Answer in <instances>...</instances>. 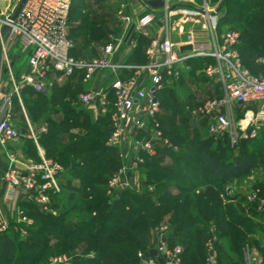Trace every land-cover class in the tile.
<instances>
[{"label":"built area","instance_id":"2783aa9c","mask_svg":"<svg viewBox=\"0 0 264 264\" xmlns=\"http://www.w3.org/2000/svg\"><path fill=\"white\" fill-rule=\"evenodd\" d=\"M138 1L144 14L122 17L125 28L132 27L125 44L111 41L100 57L90 60H77L72 56L70 12L73 0H26L14 20L11 17L15 11L5 18L0 15V43L5 46V41L17 42L29 53L24 73L16 77L10 70V94L3 93L0 78L1 148L6 149L8 144L20 139L14 123V103L17 100L22 103L23 88L45 93L58 77H76L84 87L79 103L97 121L109 117L112 132L107 146L119 151L123 163L109 181L108 195L118 198L125 191L143 194L136 181L138 168L146 158L157 157L162 149L180 153V147L165 136L158 119L162 112L160 95L180 79L185 64L194 60L208 61L205 72L220 84L222 91L220 98L205 102L199 110V115L209 120L210 137L227 142L231 148L260 138L264 132V72L254 75L243 65L238 32L217 34L220 18L217 7L209 0H203L201 7L194 0H161L164 7L153 9L147 1L156 0ZM177 16L178 24L191 20L202 27L193 31L188 41L175 43L170 21ZM6 26L9 32L2 35ZM199 35L207 38L200 39ZM139 37L148 41L146 62H125V54L137 50ZM188 46L192 50L182 53L181 49ZM256 63L264 68V56ZM37 148L39 161L22 162L11 156L10 165L0 178L5 186L3 202L15 211L23 237L27 236V228L33 225V220L26 215L21 202L28 201L42 213L56 216L54 197L62 192L61 180L65 173L60 163L46 158L38 144ZM148 192H154V187H149ZM247 200L264 214V197L260 190H253ZM157 230V257H149L147 252L139 253L141 264H183L184 249L180 245H170L169 227L164 225ZM9 234L7 219L0 216V236ZM218 244L216 237L206 241L205 264H221ZM69 262L65 255L53 257L47 264ZM247 264H252V260L248 259Z\"/></svg>","mask_w":264,"mask_h":264},{"label":"trees","instance_id":"16d2710c","mask_svg":"<svg viewBox=\"0 0 264 264\" xmlns=\"http://www.w3.org/2000/svg\"><path fill=\"white\" fill-rule=\"evenodd\" d=\"M250 6L240 0H227L226 23L234 25L233 30L241 36L239 52L243 64L252 74L259 75L264 72V68L256 63L264 56V1L260 4L251 2ZM101 25L97 19L81 17L75 29L79 32L75 37L79 45L85 49L90 43L105 39ZM137 40L138 48L129 55L127 63L146 62L148 41L142 37ZM77 79H69L64 87L53 85V91L47 94L27 88L38 96L35 101L24 98L28 110L50 105L55 114L62 115V119L56 120L59 124H51L49 134L43 136L42 148L65 168V173L61 180L62 192L54 197L57 215L44 214L35 204L23 202L21 207L33 220V225L27 228L26 237L21 235L20 226L16 236H0V264L47 263L54 257L52 250L63 244L62 255L75 254L77 249L83 248L81 255H72L71 264H141L138 255L148 251L150 230L166 223L171 233L170 245H181L184 249L183 264L205 263L206 241L201 238L205 230L201 227L205 228L210 222L217 225L221 237L230 238L232 249L239 252L238 243L232 236L240 235L239 213L236 208L227 209L231 211V223L220 221L223 217L220 192L231 180L250 176L258 157L264 158V132L259 139L244 142L239 148H231L225 142L224 147L216 145L218 149L213 151L209 146L213 143L198 141L195 129V140H190L186 153L171 138L172 133L167 132L172 126L173 133H181L189 124L184 119L177 123L175 115H169L168 119L162 114L166 89L160 95L162 112L158 119L165 136L180 147V153L162 149L157 157L146 158L141 168L147 170L140 175L144 182L143 194L125 191L118 198L110 197L109 181L121 166L119 151L107 146L112 132L109 117L95 121L84 116L73 104L77 91L84 88L80 79L76 83ZM29 101L33 102L32 106ZM85 128L83 135H71L72 131ZM65 136L69 137L67 145L62 143ZM235 149L239 150V155L231 161L227 158V150L233 152ZM167 159L169 163H166ZM196 165L200 169H196ZM107 169L111 176L103 179L100 174ZM200 170L213 175L208 178L200 174ZM149 187H154V192H148ZM177 238H182V243ZM22 239L24 251L34 252V255L25 253L22 257L19 254L17 242ZM224 264L235 262L228 259Z\"/></svg>","mask_w":264,"mask_h":264},{"label":"rangeland","instance_id":"374dc122","mask_svg":"<svg viewBox=\"0 0 264 264\" xmlns=\"http://www.w3.org/2000/svg\"><path fill=\"white\" fill-rule=\"evenodd\" d=\"M20 1L21 0H0V15H3L2 12L4 8L5 10L7 9L9 14L14 12ZM198 1L197 6L201 7L203 4L202 0ZM240 1L245 3L248 7H251V2H257L260 4L264 0ZM144 12L145 10L142 9L138 0H73L70 12V36L74 44V58L77 60H90L98 58L102 55L104 47L111 41H122L125 44V42L129 39V36H131L132 27L127 30L122 22V17H140L144 14ZM226 13L227 12L224 6V8L220 11L217 30V34L219 36L226 32L234 31V25L230 26L226 23V21H228ZM3 17L5 18V15H3ZM81 17H91L92 19H97V21L102 24L101 26L102 31L105 33V39H102L99 42H92L85 49L83 46L79 45L77 41L78 39H75V37L79 35V32L75 29L77 25H79V19H81ZM178 21L179 16L172 18L170 21L172 41L175 43L188 41L193 35V31L201 29L199 24H196L191 20L183 25L178 24ZM204 36L206 37V35ZM129 55L131 54H125L126 57H129ZM28 60L29 53L25 51L17 42L7 43L5 41V46L0 43V78H2L5 84L4 90H2L4 94H10L12 90L10 70L16 77L20 76L27 70ZM206 62L208 63V61L197 60L192 64L190 62L185 64L181 71L180 79L171 84L168 90L163 93L165 110H163L162 114L168 119L170 118L169 115H175L176 120H178L177 123H181L184 119V121H187L189 124L188 127L181 130V133H173L171 129L172 126H169L167 130L169 134L172 133L171 138L176 143L180 144L183 151H186V153L189 151L188 148L190 140H195L193 137L195 129L199 135L198 141L202 140L213 143L212 145H209L213 151L218 149L216 145L224 147L223 143L225 144V142L221 141V143L210 137L208 132L209 120L202 115H199V110L205 102L222 96L220 84L216 80L207 76L205 72ZM250 70L252 72H257L255 69ZM69 81V79H60L58 77L53 80L52 83H54V85L57 84L58 87H64L69 83ZM78 81L79 78L76 83H78ZM47 90V93L52 92L53 86H48ZM83 93L84 88L77 91V96L73 104L77 106L82 113H84V116H87L90 119L92 117L95 120L93 114L79 103V96ZM35 96L38 97L36 94H33L32 91L27 88H23L21 90L22 103L18 100L14 103V123L19 129L20 139L17 142L8 144L6 149L0 147V173L2 174L10 165L11 156H15L22 162L39 161L40 154L37 153V144L41 147L46 158L54 160V158L50 157L51 155L46 154L42 148V142L44 141H42V139L43 136L49 134L50 125L55 124L56 120L59 121L62 119V115L58 116L55 114L50 105H46L47 107L41 106L39 109L33 108L28 110L26 108L24 98L29 100L33 99L35 101L37 99ZM29 102V106H32L33 102ZM166 106L170 108L167 110ZM56 123L57 124L55 125L59 124V122ZM85 132L86 128L77 129L72 131L71 135H83ZM188 134L190 135V138L186 139ZM68 142L69 137L65 136L62 142L63 145H67ZM17 151H22V154H18ZM227 152V158L230 157L231 161L239 155V150L236 149L233 152L230 150H227ZM189 154H191V152H189ZM193 155V157H195V154ZM166 161H168L166 163L170 162L168 159ZM122 166L123 163L121 162L120 168ZM141 166L138 168L139 176L136 184L140 188L139 190L143 193L144 188L142 186L144 185V182H142V176L140 175H142L141 172L146 171L147 169L141 168ZM195 167L196 169H200L198 165ZM200 174H205L208 178L213 175H210L209 172H203L202 170H200ZM100 176L103 179H107L111 176V172H109V169L104 170ZM169 185L175 184L169 183ZM181 186H183V184H181ZM253 190H260V193L262 191L264 195V158L261 157H258L255 162V166L250 176L231 180L226 185L224 190L220 192V200L223 206V217L220 221L222 223L230 224L232 219H230L231 214L229 212L231 211L227 209L236 208L238 210V223L242 224L240 235L232 236L235 237L240 251L237 252L232 249L233 247L229 242L230 238L221 237L222 232L218 230L216 224L210 222L206 224L205 228L204 226L201 227L205 230L201 235L203 240L207 241L211 237H216L218 239L219 257L222 264H224L228 259L233 260L235 264H247L248 259L252 260V264H264V214L260 212L257 205L251 204L247 200V196ZM243 200H246V202H243ZM2 210V213L10 226V235L16 236L19 231V225L16 223L15 211L12 208L9 209V207L2 208ZM30 211H32V209ZM165 225L168 226V223ZM169 234L171 233L169 232ZM230 234L231 233H229V235ZM176 240L179 243H182V238H177ZM23 241L24 240L22 239V241L18 240L17 242L19 245V254L22 257L26 255L25 253L34 255V252L24 251V248H22ZM64 248L65 246L63 244L61 247L53 249L51 254H53L54 257L63 256L61 251H63ZM82 251L83 248L81 247L75 251V254L72 255H81ZM73 256L71 257L70 262H72ZM51 258L53 257H50V259ZM47 263L45 262L43 264Z\"/></svg>","mask_w":264,"mask_h":264},{"label":"crops","instance_id":"0c3cea01","mask_svg":"<svg viewBox=\"0 0 264 264\" xmlns=\"http://www.w3.org/2000/svg\"><path fill=\"white\" fill-rule=\"evenodd\" d=\"M199 1L198 0H194V3L197 5V3H198ZM202 3H203V0H202ZM213 7H215L216 5H212ZM217 7V6H216ZM4 10H5V8H4ZM3 10V15H8L9 13L7 12V9L4 11ZM200 27H202L201 25H200ZM199 38L200 39H204V38H206L205 36H202V35H199ZM147 49V48H146ZM133 53V52H132ZM131 53V54H132ZM126 57V56H125ZM124 57V58H125ZM128 59V57H126L125 58V61ZM1 81H2V90H4V81L2 80V78H1ZM45 94H47V92H45ZM14 143V142H13ZM22 151H17V153L18 154H22L21 153ZM37 153L38 154H40V151H39V149H37ZM4 174V173H3ZM2 173H0V178L2 177V175H3ZM140 178V177H139ZM140 180V179H139ZM142 181V180H141ZM143 182V181H142ZM143 187V186H142ZM4 189H5V186H4V184L0 181V216H4V214L2 213V208H8V206L7 205H5V203L3 202V192H4ZM23 202H25V200L24 201H22L21 202V204L23 203ZM10 209V208H9ZM158 228H156V229H151L150 230V232H149V247H148V251H147V255L149 256V257H157V251H156V246H157V243H158V230H157ZM10 235V234H9ZM63 256H65V254L63 255ZM66 257H67V259H69V261L71 260V257H72V254L71 253H67L66 254ZM69 264H71V262H69Z\"/></svg>","mask_w":264,"mask_h":264},{"label":"water","instance_id":"95a60500","mask_svg":"<svg viewBox=\"0 0 264 264\" xmlns=\"http://www.w3.org/2000/svg\"><path fill=\"white\" fill-rule=\"evenodd\" d=\"M226 1L227 0H209V2L211 3V5H216L217 6V8H216L217 12H220L224 8V6L226 4ZM25 2H26V0H21L20 1L18 7L16 8L14 14L11 17L12 20H14L17 17V15L21 12V10H22ZM147 4H148V6H150L153 9H161L165 5L164 2L161 1V0L147 1ZM8 32H9V28L6 26L2 30V35H7ZM191 50H192L191 47L188 46V47H183L181 49V52L182 53H187V52H189Z\"/></svg>","mask_w":264,"mask_h":264}]
</instances>
